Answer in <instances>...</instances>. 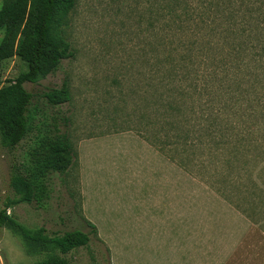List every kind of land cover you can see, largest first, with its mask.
I'll list each match as a JSON object with an SVG mask.
<instances>
[{"label": "rangeland", "instance_id": "1", "mask_svg": "<svg viewBox=\"0 0 264 264\" xmlns=\"http://www.w3.org/2000/svg\"><path fill=\"white\" fill-rule=\"evenodd\" d=\"M165 1L77 0L62 27L73 56L23 85L36 92L68 81L70 101L44 110L51 124L68 118L76 156L50 177L42 207L20 203L7 214L49 235L93 226L89 243L63 256L69 264H264V0H181L189 25L172 31ZM209 9L207 24L198 23ZM176 42L198 55L186 79L180 69L164 77L156 59L179 58ZM26 69L16 56L0 62V88ZM212 73L209 99L195 78ZM204 100L224 143L198 131L207 126ZM168 123L193 141L183 146ZM30 139L12 150L0 143V210L16 198L9 181ZM41 258L0 228V264Z\"/></svg>", "mask_w": 264, "mask_h": 264}, {"label": "trees", "instance_id": "2", "mask_svg": "<svg viewBox=\"0 0 264 264\" xmlns=\"http://www.w3.org/2000/svg\"><path fill=\"white\" fill-rule=\"evenodd\" d=\"M0 1V31H3L0 41V62L16 56L27 68L0 88V143L4 148L12 150L23 140L31 138L25 159L13 167L9 186L16 198L9 200L5 209L0 210V228L8 229L20 236L27 254L42 256L34 264H69L63 256L85 247L90 241V234L95 233L93 226L91 233L73 230L62 235H49L43 227L29 229L23 226L7 214L6 208L20 203H34L37 207H42L49 199L50 177L54 174H65L74 162L76 154L68 132V118L61 117L60 124H56V121L51 124L47 121L44 110L48 107L59 108L70 101L68 81L64 80L60 88H45L44 91L36 92L26 90L23 85L38 84L55 73L62 60L73 56L69 43L62 37V27L77 0ZM165 2L168 31H172L173 27L179 30L183 24L189 25L188 20L182 19L178 9L181 0ZM209 11L210 9L199 14L196 18L198 23L207 24L209 18L206 14ZM190 23L192 25L193 22ZM176 43L179 58L166 57L163 60L156 58L157 56L154 58L158 60L160 70L165 66L161 70L162 73L164 72V77L175 76L180 69L186 79L190 74L191 66L194 65L192 58L198 55H193L191 45L180 48L178 46H181V43L179 45L178 42ZM166 51L170 57L171 52L176 49L170 45ZM206 56H208L206 50L205 54L199 55L203 60ZM175 66H177L176 71ZM204 69L207 71L208 65L200 70ZM160 70L156 71L160 73ZM216 76L212 73L203 79L197 76L195 78V84L198 83L197 90L202 89L209 99L214 94V88L209 91V83L215 81ZM166 84L169 85L167 82ZM216 84L219 82L216 81ZM218 90L221 93V90ZM195 92L199 94V91ZM229 94L230 101L232 97H236L231 92ZM172 99L174 98L166 97L163 101L168 102L165 106L170 107L177 117L183 109ZM204 102L205 106L201 109V113L207 126L198 131H204L203 136L209 141L214 142L219 138V142L224 143L223 132L219 130L215 113L211 108L212 100H204ZM166 125L171 130H177L175 133L177 141L182 139L183 146H186L188 141H193L192 132L181 129V126L170 127L169 123Z\"/></svg>", "mask_w": 264, "mask_h": 264}]
</instances>
